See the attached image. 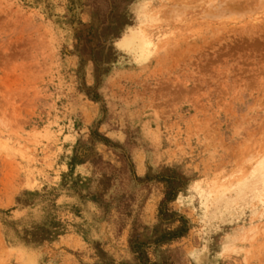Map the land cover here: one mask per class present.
Masks as SVG:
<instances>
[{"label": "rangeland", "instance_id": "obj_1", "mask_svg": "<svg viewBox=\"0 0 264 264\" xmlns=\"http://www.w3.org/2000/svg\"><path fill=\"white\" fill-rule=\"evenodd\" d=\"M263 163L264 0H0V264H264Z\"/></svg>", "mask_w": 264, "mask_h": 264}, {"label": "trees", "instance_id": "obj_2", "mask_svg": "<svg viewBox=\"0 0 264 264\" xmlns=\"http://www.w3.org/2000/svg\"><path fill=\"white\" fill-rule=\"evenodd\" d=\"M167 195H171V194H167ZM182 236V233L180 232V230H177L173 233L167 234V236H165L166 240H174L177 238H180Z\"/></svg>", "mask_w": 264, "mask_h": 264}, {"label": "bare ground", "instance_id": "obj_3", "mask_svg": "<svg viewBox=\"0 0 264 264\" xmlns=\"http://www.w3.org/2000/svg\"><path fill=\"white\" fill-rule=\"evenodd\" d=\"M263 164H264V163H263ZM260 175H261V174H260ZM263 175H264V174H263ZM256 178H257V177H256ZM256 178H255V179H256Z\"/></svg>", "mask_w": 264, "mask_h": 264}]
</instances>
